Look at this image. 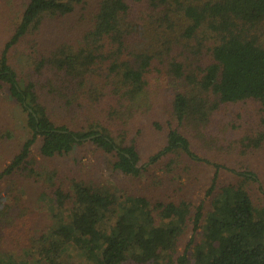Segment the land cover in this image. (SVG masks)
<instances>
[{
	"label": "trees",
	"instance_id": "16d2710c",
	"mask_svg": "<svg viewBox=\"0 0 264 264\" xmlns=\"http://www.w3.org/2000/svg\"><path fill=\"white\" fill-rule=\"evenodd\" d=\"M14 1L0 0L8 6L0 28L10 30L0 90L25 115L28 135L0 174L12 195L0 197V264H264V204L251 187L264 189L245 162L264 152V0H28L20 12ZM139 118L166 134L148 162ZM0 132L16 139L10 125ZM86 144L111 176L145 180L144 193L83 177L68 178L66 191L62 174L34 153L56 159ZM163 158L172 177L215 168L208 212L186 192L147 193ZM223 169L236 181L220 185ZM21 179L54 189L51 225L39 228L37 212L16 197Z\"/></svg>",
	"mask_w": 264,
	"mask_h": 264
},
{
	"label": "rangeland",
	"instance_id": "374dc122",
	"mask_svg": "<svg viewBox=\"0 0 264 264\" xmlns=\"http://www.w3.org/2000/svg\"><path fill=\"white\" fill-rule=\"evenodd\" d=\"M27 2L28 0H15L12 3L14 5L15 12H20L23 6H26ZM3 7L8 6L0 5V11H2V14ZM9 12L10 9L6 8V18L9 17ZM47 23L50 24L51 19L48 20ZM9 36V28L5 26L4 28L1 27L0 51L3 47L5 40L8 39ZM53 37L54 36H50L52 40ZM20 55L24 57L25 53H18V56L16 57V64L19 68H23V66L19 62L21 60ZM55 119H57L56 121L59 122V125L67 124L72 129H76L77 127L75 125L69 124V121L67 119H63L62 117ZM157 121L161 122L162 124L167 122L164 118V114L163 117L157 118ZM8 125H10V127L15 130L16 139H9L10 141L3 140L1 138L2 133L0 132V174L11 162L12 157L15 154H18L22 138H25L26 135H28V132L26 130L25 115L22 113L21 109L18 106L14 105L5 95V93L0 90V130L5 127H8ZM147 125L148 123L143 118H139L137 120V123L135 124V126L141 129V131H144L139 137V148L143 157V162H148L150 157H152L155 153H158L166 144V134L164 132H154ZM131 136L136 137L133 134ZM34 153L35 157L37 158L39 164L43 167V169L49 170L54 173H57V171H59L62 174L64 179H62L58 184L67 187V189L71 185H67L69 183L68 178L83 177L87 180L99 178L103 182L116 185L120 188V190L126 191H122V194L129 193L130 195H141L144 193L146 185L145 180H143L142 182H138L137 180H130L123 177H117L116 175L111 176L110 171L104 163L101 153L90 144H86L85 146L78 148L74 153L69 156L59 157L56 159L46 160L40 158L38 148L35 150ZM210 157L212 159L216 158V156H214L213 154H210ZM229 159H232L229 165L233 169H239L240 167L238 165H242V162L240 160L235 159V157H230ZM168 162L169 158H163L159 161V163L152 167L151 171L155 174L153 177V183L156 186L153 187L149 185L147 193L153 192V189L157 188L156 195L166 200L167 196L169 195H182L186 192L191 195V198L193 199L196 205H199L201 201L204 200L207 203L206 212H208L210 200L208 198L209 196L207 193L211 186L210 183L215 173V168L211 166H200L197 169L196 173L192 171V176L196 174L197 179L194 185L189 187L188 190L183 191V186H185L189 182L192 176L189 177L188 173L185 170L178 171V174L176 176H170L169 172L172 171V168L171 166H167ZM245 162L252 163L254 167H258V176L260 178L261 184H263L262 188L264 189V152L261 151L256 155L249 157ZM261 162L262 164H260ZM219 176L220 185H228L231 182L236 181L231 172L225 169L221 171ZM21 180L22 183L19 186L17 185L18 192L16 193V197L21 198L22 204L26 205L25 207H27L28 209H33L37 212L38 216H36L35 218L40 217L38 226L39 228L45 225H51L52 208L48 196L51 194L52 190L54 191V189L51 190V188H46L45 185H43L42 181L39 182L36 179H30L29 181H24L23 179ZM8 182L9 181H7V183ZM251 188L254 190V192L252 193L254 202L257 205L264 204V191L261 192L259 190L258 184H253ZM67 189L65 190L69 191V189ZM1 196L2 203L9 202L11 199L10 197L12 196L10 193L7 192V189H5L3 183H0V197ZM200 232H202V230ZM192 236V233H187L184 236V239L179 249L181 253H183L184 250L187 248ZM195 237L197 239V242L200 241V236L195 234Z\"/></svg>",
	"mask_w": 264,
	"mask_h": 264
}]
</instances>
